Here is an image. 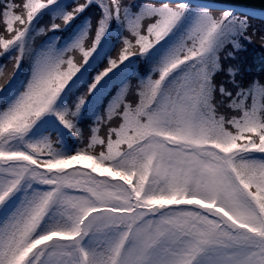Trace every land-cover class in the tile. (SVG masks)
Listing matches in <instances>:
<instances>
[{"label": "snow or ice", "instance_id": "6c2138e0", "mask_svg": "<svg viewBox=\"0 0 264 264\" xmlns=\"http://www.w3.org/2000/svg\"><path fill=\"white\" fill-rule=\"evenodd\" d=\"M259 3L0 0V264H264Z\"/></svg>", "mask_w": 264, "mask_h": 264}, {"label": "trees", "instance_id": "16d2710c", "mask_svg": "<svg viewBox=\"0 0 264 264\" xmlns=\"http://www.w3.org/2000/svg\"><path fill=\"white\" fill-rule=\"evenodd\" d=\"M257 23H258V21H257ZM250 51H252L251 49H250ZM260 55H261V53H260V49L257 47V48H255V50H254V59L256 60V61H259V58H260Z\"/></svg>", "mask_w": 264, "mask_h": 264}, {"label": "water", "instance_id": "95a60500", "mask_svg": "<svg viewBox=\"0 0 264 264\" xmlns=\"http://www.w3.org/2000/svg\"><path fill=\"white\" fill-rule=\"evenodd\" d=\"M238 2H245V0H238ZM255 5H256L257 7H260L259 0H255Z\"/></svg>", "mask_w": 264, "mask_h": 264}]
</instances>
